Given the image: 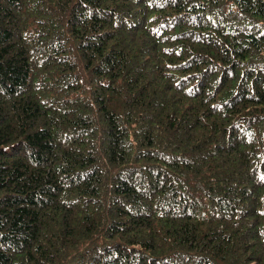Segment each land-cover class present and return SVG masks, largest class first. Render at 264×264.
<instances>
[{"label": "trees", "instance_id": "16d2710c", "mask_svg": "<svg viewBox=\"0 0 264 264\" xmlns=\"http://www.w3.org/2000/svg\"><path fill=\"white\" fill-rule=\"evenodd\" d=\"M0 264H264V0H0Z\"/></svg>", "mask_w": 264, "mask_h": 264}]
</instances>
